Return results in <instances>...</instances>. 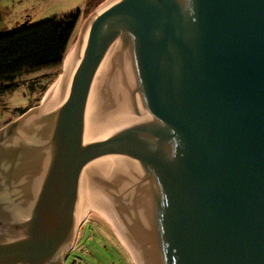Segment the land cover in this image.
Segmentation results:
<instances>
[{
	"label": "water",
	"instance_id": "obj_1",
	"mask_svg": "<svg viewBox=\"0 0 264 264\" xmlns=\"http://www.w3.org/2000/svg\"><path fill=\"white\" fill-rule=\"evenodd\" d=\"M71 74L0 129V264H64L86 210L139 264H264V0H112Z\"/></svg>",
	"mask_w": 264,
	"mask_h": 264
},
{
	"label": "rangeland",
	"instance_id": "obj_2",
	"mask_svg": "<svg viewBox=\"0 0 264 264\" xmlns=\"http://www.w3.org/2000/svg\"><path fill=\"white\" fill-rule=\"evenodd\" d=\"M106 0H0V35L23 29L57 17L81 12V21L71 45L76 40L80 26L92 11ZM70 45V47H71ZM59 69H43L26 73L18 83V89L0 99V129L20 118L17 109H26L44 99L58 81ZM47 76L50 86L45 92L38 89L31 94L33 81ZM47 83V84H48ZM42 105L31 109H37ZM30 110V109H29ZM64 264H135L121 238L107 220L95 211H90L78 231L75 246Z\"/></svg>",
	"mask_w": 264,
	"mask_h": 264
},
{
	"label": "trees",
	"instance_id": "obj_3",
	"mask_svg": "<svg viewBox=\"0 0 264 264\" xmlns=\"http://www.w3.org/2000/svg\"><path fill=\"white\" fill-rule=\"evenodd\" d=\"M80 21L79 11L0 35V99L1 96L19 88L18 83L26 73L43 69H59L62 72ZM44 79H47V76L30 84L31 94L38 89L40 92L48 89L51 83ZM41 101L42 99H39L26 109H17V114L22 116L29 109L38 106Z\"/></svg>",
	"mask_w": 264,
	"mask_h": 264
},
{
	"label": "bare ground",
	"instance_id": "obj_4",
	"mask_svg": "<svg viewBox=\"0 0 264 264\" xmlns=\"http://www.w3.org/2000/svg\"><path fill=\"white\" fill-rule=\"evenodd\" d=\"M111 1L112 0H106L97 9L108 5ZM85 20L86 19H84V21L82 22V24L80 26V30H79V33H78V36H77L76 40L74 41V43L71 45V47L68 50V53H67L65 61H64V65L62 67V72H61V74L59 76L58 81L53 85V87L50 89V91H48V93L46 94V96L42 100V105L40 107H38L37 109L41 108L45 104V102L48 100V98L53 93V91H54L55 87L57 86L59 80L63 79L65 76H68V75L71 74V71H72V68L74 66V63H75V61H76V59H77V57H78V55L80 53V47H81V45H83V42H84V39H85V27H84ZM90 211H95V212L99 213L100 215H102L107 220V222L114 228V230L117 232V234L121 238V240L124 243L125 247L127 248L129 253L131 254L135 264H139L138 263V259L136 257V254L134 253V251L132 250V248L130 247L128 242L126 241L125 237L123 236V234L121 233L119 228L111 220H109L107 217H105L103 214H101L98 210H96L94 208L86 210V212H85L80 224H83L84 220L86 219V217L88 216V213Z\"/></svg>",
	"mask_w": 264,
	"mask_h": 264
}]
</instances>
